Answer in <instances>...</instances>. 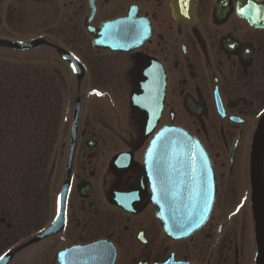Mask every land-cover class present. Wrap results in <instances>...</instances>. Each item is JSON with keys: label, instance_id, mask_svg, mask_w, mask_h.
<instances>
[{"label": "flooded vegetation", "instance_id": "af4514ba", "mask_svg": "<svg viewBox=\"0 0 264 264\" xmlns=\"http://www.w3.org/2000/svg\"><path fill=\"white\" fill-rule=\"evenodd\" d=\"M263 118L264 0H0V150L25 163L0 187V257L62 264L101 244L112 264H264ZM167 128L200 145L214 181L210 216L182 239L144 170Z\"/></svg>", "mask_w": 264, "mask_h": 264}, {"label": "water", "instance_id": "95a60500", "mask_svg": "<svg viewBox=\"0 0 264 264\" xmlns=\"http://www.w3.org/2000/svg\"><path fill=\"white\" fill-rule=\"evenodd\" d=\"M32 45L8 44L7 46L19 50ZM263 144L264 118L255 135L251 161V184L254 196L257 198L262 196ZM194 166H198L201 173L199 175L201 186L198 191L186 184L187 180L196 177L193 173ZM144 170L150 187L155 179L160 183L156 188L155 199L151 197V202L156 204V216L168 237L186 238L204 225L212 211L214 181L207 156L192 137L174 128L159 131L145 152ZM50 231L53 232L52 229ZM99 249L101 244L75 248L61 255L60 258L62 264H68L65 257L69 256H76V264H86L88 261L92 264H112L114 256L109 259L95 256ZM7 259L0 260V264H4Z\"/></svg>", "mask_w": 264, "mask_h": 264}, {"label": "trees", "instance_id": "16d2710c", "mask_svg": "<svg viewBox=\"0 0 264 264\" xmlns=\"http://www.w3.org/2000/svg\"><path fill=\"white\" fill-rule=\"evenodd\" d=\"M1 140L0 144L6 143L3 139ZM2 148L4 151L0 150V187L4 189L9 186L10 182L21 180L25 163L17 160L20 155V147L17 144L16 146L14 144L2 146Z\"/></svg>", "mask_w": 264, "mask_h": 264}, {"label": "snow or ice", "instance_id": "6c2138e0", "mask_svg": "<svg viewBox=\"0 0 264 264\" xmlns=\"http://www.w3.org/2000/svg\"><path fill=\"white\" fill-rule=\"evenodd\" d=\"M0 259H2V257H0Z\"/></svg>", "mask_w": 264, "mask_h": 264}]
</instances>
